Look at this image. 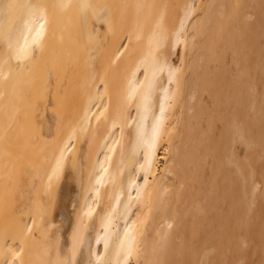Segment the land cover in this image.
I'll return each mask as SVG.
<instances>
[{
    "label": "bare ground",
    "instance_id": "6f19581e",
    "mask_svg": "<svg viewBox=\"0 0 264 264\" xmlns=\"http://www.w3.org/2000/svg\"><path fill=\"white\" fill-rule=\"evenodd\" d=\"M0 264H264V0H0Z\"/></svg>",
    "mask_w": 264,
    "mask_h": 264
}]
</instances>
